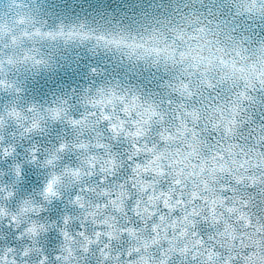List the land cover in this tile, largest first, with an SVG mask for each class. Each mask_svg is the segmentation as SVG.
Masks as SVG:
<instances>
[{
  "label": "clouds",
  "instance_id": "obj_1",
  "mask_svg": "<svg viewBox=\"0 0 264 264\" xmlns=\"http://www.w3.org/2000/svg\"><path fill=\"white\" fill-rule=\"evenodd\" d=\"M54 8L0 0V264H264V0Z\"/></svg>",
  "mask_w": 264,
  "mask_h": 264
},
{
  "label": "water",
  "instance_id": "obj_2",
  "mask_svg": "<svg viewBox=\"0 0 264 264\" xmlns=\"http://www.w3.org/2000/svg\"><path fill=\"white\" fill-rule=\"evenodd\" d=\"M128 0H51L54 10L64 15H87L97 12H115ZM67 71V70H65Z\"/></svg>",
  "mask_w": 264,
  "mask_h": 264
}]
</instances>
